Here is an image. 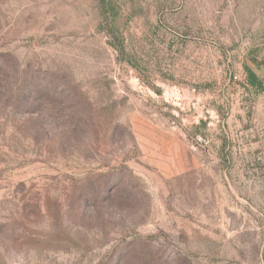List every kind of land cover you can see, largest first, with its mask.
<instances>
[{"label":"rangeland","instance_id":"374dc122","mask_svg":"<svg viewBox=\"0 0 264 264\" xmlns=\"http://www.w3.org/2000/svg\"><path fill=\"white\" fill-rule=\"evenodd\" d=\"M0 264H264V0H0Z\"/></svg>","mask_w":264,"mask_h":264},{"label":"trees","instance_id":"16d2710c","mask_svg":"<svg viewBox=\"0 0 264 264\" xmlns=\"http://www.w3.org/2000/svg\"><path fill=\"white\" fill-rule=\"evenodd\" d=\"M245 72L247 75V83L249 86H251L255 89L263 88L262 81L259 79V77L257 76V74L253 70H251L248 66H245Z\"/></svg>","mask_w":264,"mask_h":264}]
</instances>
